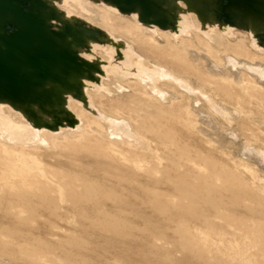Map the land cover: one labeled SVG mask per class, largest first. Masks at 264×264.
I'll return each instance as SVG.
<instances>
[{"label": "rangeland", "instance_id": "obj_1", "mask_svg": "<svg viewBox=\"0 0 264 264\" xmlns=\"http://www.w3.org/2000/svg\"><path fill=\"white\" fill-rule=\"evenodd\" d=\"M86 1L96 13L86 21L101 28L103 3ZM228 3L219 2L224 20ZM23 8L29 11L28 3ZM111 24L144 66L175 68L173 57L180 58L190 81L252 119L240 112L228 121L196 88L198 102L179 86L158 101L127 86L118 92L110 77H100L111 92L93 94L95 108L128 119L148 148L123 142L124 127L106 138L63 133L23 150L0 140V264H264V163L241 154L244 142L264 147V92L207 75L205 59L178 50L175 39L153 32L151 41L135 30L132 14H114ZM14 30L5 24L6 34ZM224 36L255 51L243 28ZM184 37L194 42L192 34Z\"/></svg>", "mask_w": 264, "mask_h": 264}, {"label": "bare ground", "instance_id": "obj_2", "mask_svg": "<svg viewBox=\"0 0 264 264\" xmlns=\"http://www.w3.org/2000/svg\"><path fill=\"white\" fill-rule=\"evenodd\" d=\"M12 1L20 3V0ZM40 1V5L35 4L40 10L39 28L43 41L53 51L45 50L47 47L38 38L36 47L41 62L39 71L30 61L25 62L20 71L24 74L22 82L17 80L13 87L0 86V140L22 146L19 150L32 149L43 142L46 146L50 145L63 133L69 137L74 135L81 138L95 132L103 138L112 134L117 136V132L123 127V142L147 149L148 140L134 131L128 119L115 117L101 108H95L93 94L111 92L110 83H98L104 76L113 80L111 84L118 92L124 91L127 86L158 101L168 100L169 91L176 92L175 89L179 86L182 88L181 92L193 96L195 102H198L200 99L195 96L196 88L198 96L205 101L210 100V105L217 104V108L221 109V116L228 121L232 119V113L239 115L242 112L244 116L250 117L243 110L231 109L218 100L217 91L207 90L198 81H190L186 74L181 73L183 62L180 58L172 56L178 64L175 68L144 66L131 41L125 43L115 38V27L111 24L114 14H132L138 23L134 25L135 30L146 34L153 42L155 34L163 36L165 40H177L178 50L188 51L195 58L205 59V73L218 77L226 86L250 87L257 92H264V0H229L224 7L230 16L229 20H224L220 15L221 0H183L185 4L181 3L182 0H96L103 3L99 6L102 12V29L91 24L96 20V13L92 9L93 4L86 0ZM56 3H60L61 8ZM5 21L12 22L20 30L24 27V22L13 10L0 7V48H3V38L6 37L3 25ZM52 25L55 29L50 28ZM153 25L161 31L153 30ZM235 26L243 28L249 34L250 45L255 51L251 52L242 44L226 40L224 35H230L231 28ZM189 33L194 37L192 43L187 42L186 36L184 37ZM199 34L205 35V38H201ZM235 35L241 36L239 39L242 40L245 38L242 34ZM98 46L103 49L101 57L95 53ZM29 55L21 53L24 60H28ZM50 56L57 58L50 60ZM142 60L144 61L143 57ZM14 72L16 77H20V72ZM128 75L136 79L130 81ZM23 83L25 85L20 87ZM216 88L227 93L224 88ZM195 110L200 116L205 114L196 108ZM257 122L259 125L264 123L261 124V120ZM242 145V155L254 159L253 162L258 165L264 163L263 146L248 142ZM243 166L248 168L246 163ZM38 169L41 170L39 167Z\"/></svg>", "mask_w": 264, "mask_h": 264}, {"label": "water", "instance_id": "obj_3", "mask_svg": "<svg viewBox=\"0 0 264 264\" xmlns=\"http://www.w3.org/2000/svg\"><path fill=\"white\" fill-rule=\"evenodd\" d=\"M20 3H13L12 0H0V7L5 9L13 10L18 16L19 19L24 22V27L22 30L18 29L16 25H14L10 21H5L4 26L6 23L12 24L15 27V30L12 33L6 34L5 28V36L3 38V48H0V86L6 85L8 87H13L17 80L22 82L21 79L23 78L24 74L20 71L22 70V65L31 62L33 67H36L39 71L41 66V62L39 61V52L37 53L38 49L36 47L38 38L42 40V44H45L44 38L42 37L40 28H39V17H40V10L37 5H40V0L35 1H28V0H20ZM28 3L29 11L24 10L23 4ZM35 5V6H34ZM5 19V18H3ZM60 35V34H59ZM48 43L45 44L47 48L45 50H50ZM19 50V53H17ZM40 51V50H39ZM53 50L51 49L50 52ZM21 53H27L29 57L28 60H24ZM65 54V53H64ZM47 57H43L46 59ZM57 58V56H56ZM55 57L50 56V60H55ZM20 72L19 76H15V72ZM42 77L41 75L39 76ZM25 83L20 84V87L24 86Z\"/></svg>", "mask_w": 264, "mask_h": 264}]
</instances>
